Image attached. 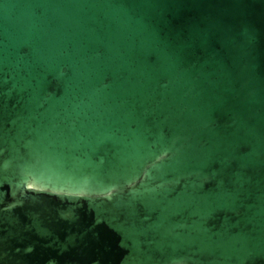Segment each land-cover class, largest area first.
I'll return each mask as SVG.
<instances>
[{
  "label": "water",
  "instance_id": "obj_1",
  "mask_svg": "<svg viewBox=\"0 0 264 264\" xmlns=\"http://www.w3.org/2000/svg\"><path fill=\"white\" fill-rule=\"evenodd\" d=\"M0 264H264V0H0Z\"/></svg>",
  "mask_w": 264,
  "mask_h": 264
}]
</instances>
